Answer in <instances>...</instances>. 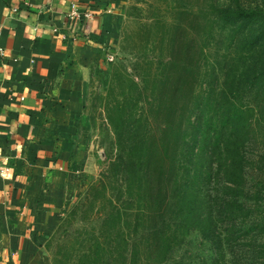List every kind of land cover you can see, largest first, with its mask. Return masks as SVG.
Masks as SVG:
<instances>
[{
	"label": "trees",
	"instance_id": "16d2710c",
	"mask_svg": "<svg viewBox=\"0 0 264 264\" xmlns=\"http://www.w3.org/2000/svg\"><path fill=\"white\" fill-rule=\"evenodd\" d=\"M237 4L214 7L213 17L174 6L195 33L167 20L180 38L167 37L175 50L147 81L134 80L122 65L111 67L104 111L113 144L104 171L59 227L64 239L80 215L84 226L101 220L80 253L90 264H264V3ZM196 48L208 66L191 56ZM207 50L214 51L213 62ZM125 79L138 97L130 90L113 100ZM113 183L122 196L91 217ZM113 222L125 228L105 243ZM194 233L201 251L178 254Z\"/></svg>",
	"mask_w": 264,
	"mask_h": 264
},
{
	"label": "crops",
	"instance_id": "0c3cea01",
	"mask_svg": "<svg viewBox=\"0 0 264 264\" xmlns=\"http://www.w3.org/2000/svg\"><path fill=\"white\" fill-rule=\"evenodd\" d=\"M124 1L0 0V264H28L92 181L85 97Z\"/></svg>",
	"mask_w": 264,
	"mask_h": 264
},
{
	"label": "rangeland",
	"instance_id": "374dc122",
	"mask_svg": "<svg viewBox=\"0 0 264 264\" xmlns=\"http://www.w3.org/2000/svg\"><path fill=\"white\" fill-rule=\"evenodd\" d=\"M177 1L178 2L174 0H125L122 7V14L118 17L117 26L113 29V33L115 35V42L112 45L114 61L111 63V67L114 65H122L123 69L125 68L127 74L132 76L134 80L139 81L138 77H144V79L147 81L150 74L154 73V70L157 71L158 64L168 57L169 51L171 53V51L173 52V50H175V48L172 49L167 46V37L170 35H175L178 39L180 38V33L177 34L176 31L171 29V26H167L166 21L171 19L176 24H181L183 29H186L187 32L191 31L192 33H195L191 30L190 21L181 19L177 11L173 12L174 6L179 9L192 6L195 8V11L202 9V13H200L201 16L211 15L213 17V13H215L214 11L217 9H214V7L219 8L221 4L231 2V5L233 6L238 3L237 5L240 4L253 7L254 5L260 4L261 2L264 3V0ZM201 21L206 28L207 24L205 25V19L201 18ZM199 29L202 31V28H198L196 30L197 33H200ZM195 37L198 39L197 34ZM184 38L185 35L183 36V39ZM245 46L242 48L238 47V49L242 50ZM207 51V53H209L207 56H209L210 61L213 62L212 54L214 51ZM175 53L177 54L176 51ZM191 56H193L196 60L201 59L199 63L202 65V67L208 66V60L204 59L203 56L200 55L198 48L191 52ZM180 59H184L182 54ZM111 71L112 68L108 72L103 67H100L95 78L91 80L85 97L84 113L89 125L90 143H92L94 146L92 150V157L90 159V163L88 164V170H90L93 175L91 183L100 176L102 171H104L106 150L109 151L111 145L113 144L112 128L107 124V116L106 112L104 111L106 104L104 97L109 91ZM149 89H153V85H150ZM130 90L133 91L134 97H138L135 93V89L131 86L130 81L125 79L120 85L116 86L112 99L116 100L117 98H121L122 93ZM259 149V147L255 149L256 152L253 154L254 158L256 159H258L257 156L260 158ZM256 167L253 171H250V185H253V178H256ZM111 186L113 188L107 187V200H103L104 195L101 193L102 198L99 199L100 202L95 204L93 209H91V211H93L91 217L93 215V217L99 218L103 215L105 210L109 211L110 208L114 207V204H110L108 199L113 198L117 201L119 196H122L117 183H113ZM121 189L125 190L123 192L127 196V190L125 186H122ZM218 192H220V188L219 186H216L214 188V193L217 194ZM79 197L74 203H71L70 206H67L61 212H59L57 219L51 224L48 237L41 244L39 252L31 261L28 262V264L91 263L88 258L82 259L80 253L86 247L84 239H88L92 243L95 240L94 235L91 234V231L93 230V227L96 228L100 226L101 220L95 223L93 226L92 223L84 226L81 219L82 216L80 215L77 217L78 220L73 222L74 224L70 228V232H72V234L68 237H65L64 239L61 237V235L59 236V233H61L59 232V227L62 225L63 220L68 218L70 211L77 204V201L81 199ZM123 207H127L124 202L121 204V209ZM122 213L123 210H121V214ZM115 218L118 220L117 217ZM124 226V223H120L118 226L115 222H113L109 227L110 235L108 239L105 240V243L115 240L117 233L116 229L121 228V230H123L125 228ZM225 229V224H222V232H224ZM98 230H100V227ZM104 230L105 229H103V231ZM123 233L127 234V230L125 229ZM196 235L197 233H194L189 237L187 242L182 246V248L179 249L178 254L181 252H186L187 250L190 253H199L198 251H201V248L203 247V244L201 243V237ZM112 248L115 247L113 246ZM185 249L186 251H184ZM207 250L208 249L205 248V251L202 253H205ZM227 253L232 254V252L229 250ZM202 255L203 254H201V256ZM194 256L199 257L198 254H195ZM227 259L229 260L230 256H227ZM153 260L154 258L152 261Z\"/></svg>",
	"mask_w": 264,
	"mask_h": 264
},
{
	"label": "built area",
	"instance_id": "2783aa9c",
	"mask_svg": "<svg viewBox=\"0 0 264 264\" xmlns=\"http://www.w3.org/2000/svg\"><path fill=\"white\" fill-rule=\"evenodd\" d=\"M87 16V15H86ZM71 17L72 18H78L79 15L77 13V11L75 10V8L73 7V11L71 12ZM2 36H3V25L0 21V56H3L4 55V51H3V48L1 46V40H2ZM108 61L109 62H113L114 61V56L113 55H109L108 56Z\"/></svg>",
	"mask_w": 264,
	"mask_h": 264
}]
</instances>
